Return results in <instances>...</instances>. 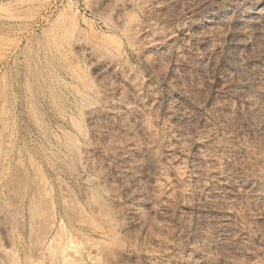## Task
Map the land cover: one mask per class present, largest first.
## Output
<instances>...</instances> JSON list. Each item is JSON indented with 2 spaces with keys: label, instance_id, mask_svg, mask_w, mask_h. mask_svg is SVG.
I'll list each match as a JSON object with an SVG mask.
<instances>
[{
  "label": "rangeland",
  "instance_id": "374dc122",
  "mask_svg": "<svg viewBox=\"0 0 264 264\" xmlns=\"http://www.w3.org/2000/svg\"><path fill=\"white\" fill-rule=\"evenodd\" d=\"M60 243L264 264V0H0V264Z\"/></svg>",
  "mask_w": 264,
  "mask_h": 264
},
{
  "label": "bare ground",
  "instance_id": "6f19581e",
  "mask_svg": "<svg viewBox=\"0 0 264 264\" xmlns=\"http://www.w3.org/2000/svg\"><path fill=\"white\" fill-rule=\"evenodd\" d=\"M232 9L231 8H229V7H227V8H225L223 11H222V16H224V18H225V20H226V18L228 17L229 18V14H232ZM253 14H255V13H253ZM256 16H257V13H256ZM239 18L240 19H238V23H237V25H241V26H243V24H244V22L246 21V20H243L242 18H244L243 17V15L241 14L240 16H239ZM253 18V17H252ZM246 19V18H245ZM248 19H249V16H248ZM254 19H257V18H254ZM254 19H252V20H254ZM260 19V18H259ZM221 21H223V20H221ZM249 21H251V18H250V20ZM255 21V20H254ZM253 21V22H254ZM259 21V20H258ZM210 22H212L211 20H209V19H205V20H203V22L201 23L202 25H206V24H209ZM225 22V21H224ZM251 23H252V21H251ZM256 23H257V21H256ZM261 23V22H260ZM255 27V26H254ZM241 28H243V27H241ZM5 119V118H4ZM18 151V150H17ZM18 154V153H17ZM34 198V197H33ZM31 199V198H30ZM47 199V198H46ZM34 202V201H33ZM45 202V201H44ZM47 203V202H46ZM46 206H48V205H46ZM33 210V209H32ZM38 210V209H37ZM39 211V210H38ZM27 212H28V210H27ZM35 212V211H34ZM48 212V211H47ZM29 213V212H28ZM45 213H46V211H45ZM50 214V213H49ZM46 217V216H45ZM38 218V217H37ZM49 220L50 219H48V221L47 222H49ZM50 224V223H49ZM48 224V225H49ZM59 228H60V226H59ZM46 229H47V226H46ZM42 230V229H41ZM40 231V230H39ZM50 231V230H49ZM43 232V231H42ZM46 233V232H45ZM59 233H62V230H60L59 231ZM64 234V232L62 233V235ZM55 237V236H54ZM62 237V236H61ZM55 238H57V237H55ZM63 239V241H64V237L62 238ZM62 239H61V241H62ZM55 240V239H54ZM53 240V241H54ZM62 241V242H63ZM72 241V240H71ZM73 242V241H72ZM64 243V242H63ZM54 244V243H53ZM61 244V243H60ZM64 245V244H63ZM56 246V245H55ZM55 246H54V248H55ZM61 247H62V244L60 245ZM46 247H47V245H46ZM58 248H60V247H58ZM54 252V251H53ZM56 254H57V256L59 255V258L64 262V264H69V263H71L70 262V260H68L67 259V257H68V255H69V253H66L64 250H63V247L62 248H60V249H58L57 251H56ZM55 255V254H54ZM70 256V255H69ZM55 257V256H54ZM58 259V258H57ZM56 260V259H55ZM190 260V259H189Z\"/></svg>",
  "mask_w": 264,
  "mask_h": 264
}]
</instances>
